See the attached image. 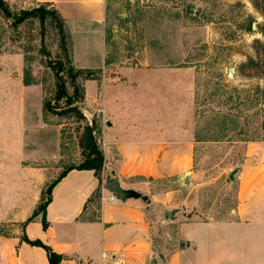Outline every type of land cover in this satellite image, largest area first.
<instances>
[{"label": "rangeland", "instance_id": "rangeland-1", "mask_svg": "<svg viewBox=\"0 0 264 264\" xmlns=\"http://www.w3.org/2000/svg\"><path fill=\"white\" fill-rule=\"evenodd\" d=\"M2 1L0 166L20 144L23 126L14 124V112L24 106L34 114L41 104L32 127L41 154L37 165H79L86 126L102 153V133L114 117V76H123L166 95L168 123L182 114L192 123L198 144L191 175L202 212L229 211L236 189L229 174L243 164L264 165V0H106L100 33L87 40L95 49L89 60L80 52L82 39L74 54L72 36L52 6L44 22L29 16L14 25L33 7L26 0ZM67 56L94 78L72 80L66 70L58 75L72 103L56 97L55 68ZM251 61L258 66L254 73L242 72L241 65ZM24 70L36 86L26 101L14 92L23 85ZM5 176L0 167V236H12L23 231L16 218L33 206L10 202L14 189L5 186ZM46 198L43 192L36 208Z\"/></svg>", "mask_w": 264, "mask_h": 264}, {"label": "crops", "instance_id": "crops-1", "mask_svg": "<svg viewBox=\"0 0 264 264\" xmlns=\"http://www.w3.org/2000/svg\"><path fill=\"white\" fill-rule=\"evenodd\" d=\"M26 1L52 6L72 36L74 54L82 39L80 52L92 58L95 49L87 40L100 33L106 0ZM133 81L114 76V117L102 133L99 175L77 165L63 169L62 161L37 165L41 154L32 127L41 104L34 114L15 108L14 124L23 126L20 144L0 167L5 186L14 189L10 202L33 207L16 218L21 234L0 236V264H50L46 250L24 235L61 255L63 264H264V165H241L229 211L211 207L204 215L191 175L198 144L192 123L183 114L168 123L166 95ZM34 88L23 82L14 92L26 101ZM108 178L136 194L111 199L104 187ZM49 186L43 228L41 212L27 219Z\"/></svg>", "mask_w": 264, "mask_h": 264}, {"label": "trees", "instance_id": "trees-1", "mask_svg": "<svg viewBox=\"0 0 264 264\" xmlns=\"http://www.w3.org/2000/svg\"><path fill=\"white\" fill-rule=\"evenodd\" d=\"M3 3L2 0H0V4ZM48 6V4H42L40 6L37 7H33L30 10H27V12H24V14L18 18H16L15 20V24L17 25V23H20L23 19L29 17V16H38L41 22H44L47 15L50 13L49 11H47L46 7ZM54 13L56 15H58V17L64 22V20L61 18V16L58 14V12L54 9ZM66 36L63 37V40H65ZM62 40V41H63ZM63 46L64 51H66L65 48V44L61 43ZM67 62H57L58 63V68H55V75L58 78V87H57V99H60L61 97H67V93H66V86H65V81L59 77L58 75L60 73H62L64 70L67 71L68 76L71 77L72 80L78 78V77H84L86 79H90L92 78V72L90 70H86L83 68H75L73 65H71V61H70V57L67 56L66 57ZM68 64V66H67ZM257 65H254L251 61V63H243L240 67L241 71L244 73H248V74H253L252 71L257 68ZM259 71V70H256ZM26 71L24 70V77H23V82L26 85L31 84L32 82L27 81L25 78V73ZM255 73H262L261 71L259 72H255ZM94 79V78H92ZM75 89H77V86L74 87ZM68 99V103H72V99L67 97ZM45 107L47 108L48 106V102L44 104ZM79 145L82 149V156H83V160L82 162L77 165L76 167L79 169H94L95 172L99 175L100 171L102 169V165H103V155L101 153V151L97 148L96 143L94 141L93 135H92V130L90 129V127L86 126L84 128V132L79 140ZM64 174L62 173L61 176H63ZM60 176V177H61ZM111 179L108 178L107 181H110ZM50 186L47 188V190L44 191V193L46 195L49 194L50 192ZM43 193V192H42ZM98 196V191L94 194V196ZM48 202V196L46 198V200L43 202V204H41L39 207H37L36 212H34L28 219L27 222L30 221L36 214L37 212H41L42 213V218H41V222H42V226L43 228L47 227V221L45 219V207L46 204ZM22 239L24 241H26L29 244L32 245H36V246H41L43 247L46 252H47V256H48V261L50 264H63L62 263V257L61 255L57 254L56 252H54L50 247L46 246L45 244H43L40 240H30L28 239L25 235L22 237Z\"/></svg>", "mask_w": 264, "mask_h": 264}, {"label": "water", "instance_id": "water-1", "mask_svg": "<svg viewBox=\"0 0 264 264\" xmlns=\"http://www.w3.org/2000/svg\"><path fill=\"white\" fill-rule=\"evenodd\" d=\"M234 177V172H231L229 174V178ZM104 187L112 192V194L115 196L116 199L119 200H125L129 196H133L136 193L132 190H126L121 185L120 182L117 179H111L110 181H107Z\"/></svg>", "mask_w": 264, "mask_h": 264}, {"label": "built area", "instance_id": "built-area-1", "mask_svg": "<svg viewBox=\"0 0 264 264\" xmlns=\"http://www.w3.org/2000/svg\"><path fill=\"white\" fill-rule=\"evenodd\" d=\"M111 199H115L116 200V198H115V196L114 195H111V197H110Z\"/></svg>", "mask_w": 264, "mask_h": 264}]
</instances>
